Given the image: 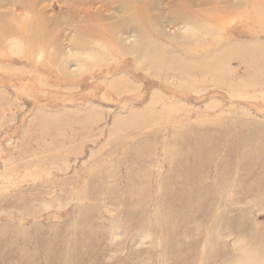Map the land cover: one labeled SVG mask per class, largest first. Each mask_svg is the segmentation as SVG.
I'll return each instance as SVG.
<instances>
[{"label": "rangeland", "instance_id": "374dc122", "mask_svg": "<svg viewBox=\"0 0 264 264\" xmlns=\"http://www.w3.org/2000/svg\"><path fill=\"white\" fill-rule=\"evenodd\" d=\"M181 62L210 67L186 74ZM81 120L92 126L73 139L82 125L70 124ZM253 120L264 122V0H0V238L18 229L0 256L47 264L37 235L54 244L58 228L67 235L58 248H70L78 199L68 182L88 189L89 169L103 166L125 176L127 167H115L123 148L150 144L158 182L173 127ZM26 194L29 210L11 203ZM81 204L102 230L84 264H164L157 229L137 234L140 222L103 198ZM236 206L249 208V231H264L263 201Z\"/></svg>", "mask_w": 264, "mask_h": 264}, {"label": "bare ground", "instance_id": "6f19581e", "mask_svg": "<svg viewBox=\"0 0 264 264\" xmlns=\"http://www.w3.org/2000/svg\"><path fill=\"white\" fill-rule=\"evenodd\" d=\"M146 50L154 59L160 58L157 48L149 45ZM257 63V59H252L250 67H255ZM209 67L207 62H181L178 65L186 74L207 71ZM77 124H81L82 128L80 126L70 135L73 139L80 136L84 127L90 129L92 126L82 120L72 121L70 125ZM172 130L173 134L163 139L164 159L160 162L161 166L168 164L169 169L158 182L152 177L155 171L152 169L158 162L153 157V148L150 144L145 149L139 148L135 143L123 148V158L115 163L116 168L127 167L129 172L125 176L107 173L102 165L99 172L95 168L89 169L93 174L85 183L88 189L81 186L77 177L68 182L75 190L73 199H78L71 211L77 222L73 226L76 239L72 240L70 248L61 245L59 249L57 242H62L67 236L63 232L65 229L56 228L63 234L54 244L39 232L37 237L43 239L46 249L49 247L46 250L47 264L51 261L50 255L51 259L58 256L65 261L64 264H84L90 253L91 256L94 254L91 244L95 247L94 241L101 236L102 230L95 229L92 209L84 213L81 203L98 197L103 198L105 205L124 209L129 221L137 219L140 222V227L135 226L137 234L143 233L141 230L146 227L154 231L157 229L163 244L164 264L169 259H174L176 264H227L228 261L233 264H264V231H249L246 223V209L249 208L238 209L236 206L264 202V122L236 121L224 128L211 126L209 129L187 123ZM155 186L158 187L155 189ZM155 191H158L157 194ZM60 198L64 197L61 195ZM14 200L11 203L15 206H19L20 202L25 210L31 208L28 206L30 195ZM146 218L150 225L143 223ZM109 230L113 232V226ZM8 232L10 234H3L0 238V247H7L8 244H4L8 242V237L18 229ZM185 236L189 238L188 243L182 241ZM233 236L236 237V249L228 240ZM13 253H3L0 264H17L13 262ZM71 253L77 255L70 256ZM22 262L32 264L33 257H27Z\"/></svg>", "mask_w": 264, "mask_h": 264}]
</instances>
